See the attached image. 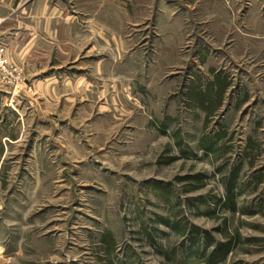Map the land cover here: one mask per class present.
Listing matches in <instances>:
<instances>
[{"label": "rangeland", "instance_id": "rangeland-1", "mask_svg": "<svg viewBox=\"0 0 264 264\" xmlns=\"http://www.w3.org/2000/svg\"><path fill=\"white\" fill-rule=\"evenodd\" d=\"M40 1L16 0L17 23L0 25L9 61L94 82L75 83L68 106L61 89L57 134L39 138L36 162L0 170V264H264V25L197 7V24L168 49L160 11L126 24L150 37L133 41L123 64L134 87L123 82L114 103L81 69V35L72 56H9L2 32L32 33ZM218 76L229 87L215 107L218 84L203 96Z\"/></svg>", "mask_w": 264, "mask_h": 264}, {"label": "crops", "instance_id": "crops-1", "mask_svg": "<svg viewBox=\"0 0 264 264\" xmlns=\"http://www.w3.org/2000/svg\"><path fill=\"white\" fill-rule=\"evenodd\" d=\"M256 1L258 0H159V8L155 12L153 0H41L36 6V27L32 33H16L13 37H9L8 32L2 33L7 35L5 39L10 46L9 56L17 62L23 60L24 64L28 61L24 58H48L56 50L72 56L75 34L81 35V69L84 73L87 67H92L90 74H97V82L101 81L104 90L108 91L115 103L119 90L123 88V82H126L125 89L127 86L130 90L134 87L133 80L129 82L131 78L128 74L134 72V65L123 64L125 58L135 55L133 41L141 35H145L146 39L150 37L147 32L129 33L125 28L126 24L142 26L152 23L154 14L160 11L161 19L158 20L164 26L162 34L167 41L166 47L174 49L176 42L186 39L187 26L197 24V17L193 12L197 7L205 6V11L214 14L216 19H225L226 24L264 25V2L257 5ZM12 4V0H0V25L17 23L12 22L17 8L16 0ZM74 5L81 12L71 10ZM149 14L152 17L148 19ZM106 49L110 53L106 54ZM16 66L19 68L17 64ZM24 68L26 81L22 85L20 82L19 86L7 84L0 75V170L7 168L10 163L19 165L36 162L37 158L33 154L44 151V145L39 138L48 135L51 140L52 134H57L61 89L66 91L64 105L68 106L74 97L69 91L77 83L79 85L88 80L92 86L94 82H90L93 78H86V75L75 81L68 74L69 71H66L64 79H60L57 75L59 70L54 66L32 69L24 65ZM24 70L20 72L25 74ZM30 83L35 89L34 96L27 91ZM15 87L23 92L17 94L16 90L13 91ZM149 87L148 89H152V86Z\"/></svg>", "mask_w": 264, "mask_h": 264}, {"label": "built area", "instance_id": "built-area-1", "mask_svg": "<svg viewBox=\"0 0 264 264\" xmlns=\"http://www.w3.org/2000/svg\"><path fill=\"white\" fill-rule=\"evenodd\" d=\"M0 75L2 79L9 85L18 86L24 78L22 73L9 61L7 48L0 44Z\"/></svg>", "mask_w": 264, "mask_h": 264}, {"label": "trees", "instance_id": "trees-1", "mask_svg": "<svg viewBox=\"0 0 264 264\" xmlns=\"http://www.w3.org/2000/svg\"><path fill=\"white\" fill-rule=\"evenodd\" d=\"M218 81H216V82H214V83H212L211 84V86H209V92L207 91V92H205L206 94H204V96L203 97H209L208 95H209V93L212 91V89L214 88V86L216 85V84H218V86H219V90H218V96H217V100H216V104H215V107H218V106H220L221 105V103H222V100H223V93L226 91V89H228V87H229V83L228 82H220V76H218V79H217ZM203 97H200V102H205V99L203 98ZM204 104H206V103H203V105ZM211 106V105H210ZM214 107V108H215ZM212 108V107H211ZM211 110H214V109H211ZM219 247L222 249V254H223V256H221L222 257V259H225L226 258V256L229 254V251H230V244H220L219 245Z\"/></svg>", "mask_w": 264, "mask_h": 264}]
</instances>
